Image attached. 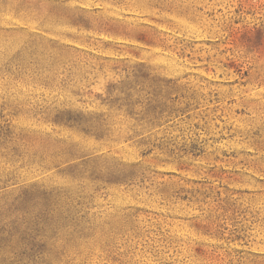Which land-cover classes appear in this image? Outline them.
Segmentation results:
<instances>
[{
    "label": "rangeland",
    "instance_id": "1",
    "mask_svg": "<svg viewBox=\"0 0 264 264\" xmlns=\"http://www.w3.org/2000/svg\"><path fill=\"white\" fill-rule=\"evenodd\" d=\"M0 264H264V0H0Z\"/></svg>",
    "mask_w": 264,
    "mask_h": 264
}]
</instances>
